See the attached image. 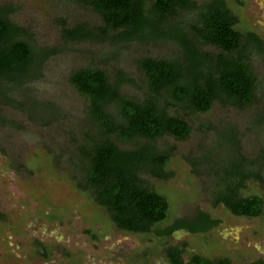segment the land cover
I'll return each instance as SVG.
<instances>
[{
  "label": "rangeland",
  "instance_id": "374dc122",
  "mask_svg": "<svg viewBox=\"0 0 264 264\" xmlns=\"http://www.w3.org/2000/svg\"><path fill=\"white\" fill-rule=\"evenodd\" d=\"M224 1L238 19L237 29L253 32L264 42V0ZM0 6L15 9L10 20L27 30L36 46L59 48L44 61L39 76L10 88L7 97L12 105L0 104L5 121L0 123V264H170L165 249L180 244L185 246L184 261L193 255L228 259L231 264L264 259V166L259 169L260 180L246 181L240 192L243 197L262 199L260 217H235L223 206H214L210 194L224 185L225 173L236 167L240 157L261 161L264 127L257 120L264 116L262 59H253L257 89L252 106L237 109L216 102L209 112L189 117L192 133L187 140L164 137L154 143L158 150L171 151L165 167L171 176L156 179L142 174V178L166 199V219L150 233H127L115 227L89 190L79 187L73 164L80 160L92 126L87 102L69 78L83 68H100L109 74L122 70L140 86L138 60L173 57L175 48L168 43L119 45L108 40L66 44L62 22L68 27L103 24L79 0H0ZM181 17L186 19L185 14ZM203 49L217 53L212 47ZM121 93L141 99L142 89L124 86ZM229 127L237 131V153L227 140L220 141L222 146L217 148L216 130ZM120 145L125 149L135 146ZM198 158L204 162L199 172L192 164ZM198 211L219 224L206 233L157 234Z\"/></svg>",
  "mask_w": 264,
  "mask_h": 264
},
{
  "label": "trees",
  "instance_id": "16d2710c",
  "mask_svg": "<svg viewBox=\"0 0 264 264\" xmlns=\"http://www.w3.org/2000/svg\"><path fill=\"white\" fill-rule=\"evenodd\" d=\"M79 1L98 14L103 24L94 28L83 24L68 27L62 22L66 44L107 40L119 45L168 43L176 50L173 57L139 59L140 86L122 70L109 74L100 68H83L69 78L87 102L92 126L88 144L81 149L80 160L73 164L79 187L92 193L94 202L106 210L117 229L150 233L166 219L169 205L150 189L142 174L156 179L171 176L165 170L171 151L158 150L154 143L164 137L187 140L192 133L189 117L209 112L216 102L237 109L252 106L257 89L253 59L264 61V42L253 32L241 33L237 29L238 19L224 0L201 4L195 0ZM14 10L12 6H0V104L7 105L13 104L7 97L10 88H19L39 76L44 61L59 51L56 47L36 46L28 31L10 20ZM204 47H212L217 53L206 52ZM104 62H108L107 58ZM124 86L142 89L141 99L122 94ZM0 123H5L1 115ZM257 123L264 127V116H259ZM216 131L217 148L227 140L237 153L236 129ZM120 143L135 146L125 149ZM192 164L199 172L204 162L198 158ZM262 166L264 153L260 163L240 157L236 167L225 173L223 187L219 185L214 194L210 193L212 204L224 206L238 217H260L262 199L243 197L240 192L246 181L260 180ZM218 224L207 213L198 211L192 218L179 219L157 234L169 237L180 230L206 233ZM184 252L183 244L169 246L165 256L170 264H231L228 259L210 260L197 255L184 261Z\"/></svg>",
  "mask_w": 264,
  "mask_h": 264
},
{
  "label": "flooded vegetation",
  "instance_id": "af4514ba",
  "mask_svg": "<svg viewBox=\"0 0 264 264\" xmlns=\"http://www.w3.org/2000/svg\"><path fill=\"white\" fill-rule=\"evenodd\" d=\"M224 207V206H223ZM225 208V207H224ZM232 214V213H231ZM233 215V214H232ZM233 216H235V215H233ZM235 217H238V216H235ZM258 261H260V259H256V260H254L253 262H251V264H253V263H255V262H258ZM262 261V264H264V259L263 260H261Z\"/></svg>",
  "mask_w": 264,
  "mask_h": 264
}]
</instances>
